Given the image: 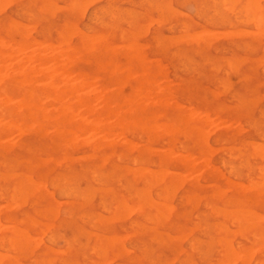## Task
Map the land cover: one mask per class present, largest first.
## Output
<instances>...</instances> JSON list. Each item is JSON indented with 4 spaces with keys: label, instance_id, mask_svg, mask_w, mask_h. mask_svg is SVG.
Segmentation results:
<instances>
[{
    "label": "rangeland",
    "instance_id": "1",
    "mask_svg": "<svg viewBox=\"0 0 264 264\" xmlns=\"http://www.w3.org/2000/svg\"><path fill=\"white\" fill-rule=\"evenodd\" d=\"M2 1L5 0H0V2ZM72 1L74 2L72 3ZM72 1L44 0L43 2V0H17V1L8 0V2L6 3L4 2V5L2 2L0 3L1 5L0 8H2V5L4 7L0 10V26L7 24L9 21H11L10 24L13 22L12 24L15 25H17V23L18 25H21L23 23L21 26H23V31L25 33L27 32L26 35L28 36V38L39 41L42 44V47L49 42L55 43L59 37H63L67 39L69 38L68 39L69 42L71 44H75L78 40V34L80 32L86 33L88 35L101 34L103 36H106V38L116 46H121L122 44L129 45L130 41L133 42V45L136 47V50L138 49L137 51L138 54L137 55L134 54L132 56V59H135V57H139V55L141 54L140 57H142V59L147 63V67L150 69V71H152V73L154 72L153 73L154 77L151 78L152 84L154 82L157 87L166 86L164 87L166 90L165 91L166 96L161 97L160 94L155 93L157 95L155 98L154 93L148 94V100L149 99L153 101L158 100L159 102L161 101L160 98H162L164 102L168 101L166 102L167 104H165V109L163 111V113L165 114L163 115L166 116V118L164 116H161V119L171 120V119H176L177 116L181 113L184 114L191 113L192 117L194 116V118L195 117L202 118L205 119V121L207 119L206 123H204V125H201V129L204 131L203 132L201 130L202 134L204 133L207 136L203 135L202 139L198 140L196 139L197 137L194 135H188L184 133V137H182L183 136L181 135L182 133L178 132L172 136L175 137L174 139L172 138L173 140L171 141L170 144L169 142H167L168 137L166 136H165L166 138L162 136L159 137L154 136V139L152 140L151 138L153 136L149 135L150 138L148 136L146 139L143 133L139 131H135L125 136L126 139H130L131 143L134 141L133 142L134 144L133 143L132 144L136 147L132 146V149L128 148L127 146H125L124 143H122L124 142L125 138L121 139L122 137L121 135L115 134L108 136L107 145L101 147L96 152H91L89 150L90 148L88 147V145L85 144H77L75 146L66 147V148H64L65 146L57 147L55 140L52 139L50 136L39 135L36 132H34L32 129H27L28 131V132L26 131L27 134L23 133L25 130L21 134H17L16 131H3L4 133H1L0 135V143L7 144L8 142L9 146L6 149L0 148V184H1L0 197L2 196L0 198V231H1L0 236L1 235L3 236V238L0 237V254L3 253L2 255H5L7 257H0V264H7V263L13 264L14 262H15L14 264H64V261H66L67 264H84V263L87 264L89 262H90L89 264H96V263L102 264V260L104 261V259L105 261L103 262V264H132V263L135 264V262L136 264H142V263L143 264H147V263L177 264L178 262H179L178 264H209V263L228 264L229 260H230L229 264L231 263L258 264L254 262H259V261L260 262L262 261V263L259 262V264H264V255H263L264 254V228H263L264 226V193H263L264 157H261L263 156L262 152H264V121H263L264 100H262L264 99V57H263L264 56V19H263L264 0H252V1L249 0L250 3L248 0H231V1L226 0L224 1L225 3L221 2L222 0H89L91 3L88 0H76L78 3H80V1L83 2V4H80L83 6L78 5L77 2H75V0ZM244 1L245 3L248 1V4H251L252 2V4L255 5V7H253L252 4L251 6L248 7V4L247 3L245 4ZM229 2L232 3V6H230L231 4H229ZM54 3L55 5H53ZM46 4L49 8H51V12L49 8L46 9L45 7ZM70 4L71 5L74 4V5L71 6ZM246 5L247 8L246 7L245 8L247 10L245 12L243 6ZM64 7L65 8L67 7V9H64ZM158 9L159 11L160 10L161 11L160 12L157 11ZM52 10L54 12H52ZM111 13H112V17H110ZM160 14H162V18L161 16L159 17ZM242 14H244L245 16H242ZM94 15H96V17ZM163 16L164 17L166 16V20ZM260 16H262V18H260ZM245 18L247 19V21L244 20ZM257 18H259V21H257L258 20ZM255 19H257L256 22ZM238 20L241 21L238 22ZM258 22L261 24H258ZM255 23H257V26L254 25ZM24 24L26 27L24 26ZM74 29L76 31H73ZM239 29H241V31ZM231 30L234 33L240 31L242 34L237 36L240 32L236 33L237 35H235L234 33L229 32ZM245 30L246 32L249 31L250 33L248 34L245 33ZM251 31L253 34H251ZM195 32H196V36H194ZM202 32L206 34L209 33V35L207 36ZM247 35L251 37H248ZM120 36L122 38H120ZM181 36L182 39H180ZM6 39L7 38L4 34H0V41L3 40L0 43L5 42ZM41 44L39 45L41 46ZM21 49H23V51L26 52L30 51V48L27 49L21 48ZM44 52L46 51L40 49L39 53L44 57V59H46V61L48 60L49 56H52L54 53L53 51H52L53 53L51 51L50 52L47 51L46 52V54L48 55L47 56L46 54H43ZM21 53H23L22 50ZM17 54L16 57L17 59L19 58L18 59L19 61L21 59L22 54L21 55L20 53L18 55ZM112 57L113 58L111 60H113V62H120L124 59L122 55H115ZM239 57H242V59L243 58L246 59L240 60ZM230 58L232 61L230 60ZM261 58L263 60H261ZM14 60L17 62L16 59ZM235 62L237 63L239 62V64L237 65V63L235 64ZM21 63L20 65L24 66L25 68H30L34 66V63L32 61L21 62ZM224 63L227 66H225ZM50 64L51 63L49 60L46 63L44 61L42 64H40V67L42 65L41 68L47 69L51 67ZM99 65L100 64L97 63L96 66L95 63L91 61H87L85 58H81L80 61L77 60L74 62L72 66V71L74 72L71 74L69 73L70 77L73 82L77 83L79 80L74 76V73L76 71H81L88 75L90 74L89 76H93L96 79L98 78L100 83L106 85L108 88H112L114 78L108 77L105 71L106 68H102V66ZM8 67L9 66H7V68ZM16 69L17 68L13 69V67H9L8 70L15 72ZM247 69H250L251 71L248 72L246 71ZM8 70H6L5 68L6 73L8 72ZM19 70L22 69L19 68ZM254 71L256 74L254 73ZM252 74L254 75L252 76ZM241 75L243 76L241 77ZM224 78L228 80L225 81ZM128 81L131 80H129L128 78ZM42 82L47 85L48 83L49 85L52 84V81L49 78L46 79L43 78ZM55 87L60 88V86L57 84L55 85ZM84 89L85 88H82L81 91L84 93L86 92V94H88V92L91 91L90 88H86L85 90ZM136 89L139 90V87ZM136 89L134 91L138 93ZM124 90L126 92L130 91V86L127 83L126 85H124ZM165 97L166 98L168 97L167 100L165 99ZM168 103L172 105L170 104L168 105ZM210 103L215 106L211 105ZM179 104H181L183 107L182 108L178 107ZM175 105L177 106V108ZM45 107L44 109L48 110V107L46 108ZM170 113H174V114H170ZM1 116L2 115H0V119H2L3 121L4 115L3 118H1ZM109 121L112 123L115 120L114 118L112 119L110 117V119L108 118V122ZM225 126L227 127V130L229 129L228 131L226 130ZM239 127H241L240 129L243 130L244 132L241 131ZM46 129L47 132H50L53 131L54 128L46 127ZM225 131L227 132L224 133L223 135V132ZM137 135L139 136V139H141V141L138 139ZM83 136L86 137L88 135L86 133L83 134L81 137ZM259 137L261 140L258 139ZM222 140H224L223 143H221ZM251 141L252 143H250ZM119 142H121L123 145ZM255 142L263 145L262 146L260 144H259L260 146L256 145ZM117 143H119V145ZM139 143L142 144L140 145ZM207 144L212 149L208 147ZM138 145L139 147L137 148ZM219 146L225 148L220 149ZM229 146L230 148L228 149ZM250 146L252 147L255 146L253 149H255L256 146H258V148H256L257 150L256 149L255 150L256 153L258 152L260 153L259 155L260 158H258L257 154L255 155V150L252 149L254 153L251 151ZM143 147H147L148 150L145 152H138V149L140 150ZM176 147L179 149V151L176 149ZM232 147H234L235 149ZM134 148L135 149L137 148L136 149L137 153ZM151 149L153 151L157 150L158 152L155 151L153 152L151 151ZM200 149L201 150L203 149L204 152L206 153L205 154V159L207 160L205 163L206 168L204 167L201 168L203 162L200 160H203L204 156L202 157V154L196 153L199 152ZM210 150L213 153L210 152L209 154ZM225 150L227 151L230 150V152H227ZM167 152L173 154V156L171 157L174 160L167 154ZM185 152H187V154ZM250 152L252 157H250ZM87 153L89 154L88 156H86ZM163 154H167L168 157ZM78 156H80V158ZM116 156L118 159L116 158ZM157 156L160 158L158 159ZM232 156H236L235 159L234 157L231 158ZM61 157L65 158V161L63 158L61 159ZM177 157L179 158V160ZM183 157L184 158L194 157L196 166L190 169H186L185 166L183 165V161L181 160V158ZM115 158L117 160H115ZM29 159H32L33 161ZM40 159L41 160L43 159L44 161L42 160L43 162L42 161L40 162ZM157 160L158 161L160 160L159 163L157 162ZM216 161L218 162L216 163ZM62 162L65 163L63 164ZM132 162L135 163L132 164ZM199 162H201V164ZM150 163L151 164L153 163V165L150 166ZM157 164H160L158 165L159 168ZM230 165L233 166L231 167ZM136 166H139L138 167L139 169ZM128 167L130 168L128 169ZM143 167L146 168L148 167L147 169L146 168L145 169L149 171L151 177L150 174L148 175L147 173L148 171H146ZM257 167H259V170H261L263 174L261 172L260 173L258 172L259 170H257ZM131 168L135 169V171L131 170ZM164 168L167 169L168 171H171L170 172L171 176L169 175L168 171H166L167 174H165ZM197 168H200V170ZM247 168L249 169V171ZM89 169L95 170V173H93L94 172L93 170H89ZM137 169L139 171L140 170L141 171L145 170V171L142 172L138 171L139 173H137L136 172ZM149 169H151L152 171ZM193 169H197L196 172H194L195 170ZM229 169H231V171ZM126 170L128 171L126 172ZM181 170L182 171L186 170L187 172L184 171L183 173ZM132 171L136 173L134 174ZM220 171L222 172L221 174ZM97 172L100 174V176ZM159 172H163L164 175L161 176V173L158 174ZM174 172L179 176L174 174ZM188 172L189 174L187 175ZM226 172L228 173L226 174ZM12 173H16V176L14 175L12 176L11 175ZM156 173L157 175H155ZM179 173L183 174L184 177ZM243 173H246V175H244ZM20 174H27L30 176V179L32 180L33 184L34 182H36L35 186L33 185L34 186L33 188L36 191H34L33 189V191H31L33 193L31 194L29 193V195L22 194L23 195L22 198L25 197L24 200L22 198H21L22 200L19 199L21 197V194H19L18 191L19 186L17 187V185H19L17 178ZM260 175L263 177L262 178L260 177V181H259ZM56 176L58 178H56ZM154 176L159 178H156ZM173 176H175V178H177L178 176L177 181L179 185H181L178 188H177L178 185L176 184L177 181L176 179H173L174 178ZM186 176H189V178ZM153 178L156 179L154 180ZM210 178H214V179H210ZM250 178L253 181L255 180L259 181V182L255 181V185L252 186L254 189H252L251 185H249L253 183V181H250ZM90 179L91 180L94 179L95 181L96 180L97 181L95 183L94 180L93 182ZM229 179L232 180L233 182L229 181ZM56 180L57 183H54ZM99 180L100 182L101 181L102 182L99 183ZM145 181H147L148 183H146ZM224 181H226V183L229 182L227 184L230 185H227ZM118 182L119 185H115ZM160 182H164V183H160ZM170 182L171 183L174 182L175 187H171L172 184ZM193 182H196V184H193ZM235 182H237L236 183L237 185L235 184ZM256 182H258L257 183L258 185L256 184ZM231 183L235 184L237 187L235 186L234 188L233 184ZM239 183H242L243 185H246L248 183L247 188L250 187L248 189L251 190H246L247 188L241 186L242 184ZM206 184L209 186H207ZM50 185L52 188L50 187ZM12 186L14 189L11 188ZM168 186H170V188H175V190L173 191V189H171L172 191L171 192L170 189H168L169 188ZM71 187H73L72 191H70ZM157 187L159 188L156 189ZM98 188L100 189V191ZM12 189L16 191L14 192L12 191ZM66 189L68 190L67 193H66L67 191ZM135 189L136 191L134 192ZM259 189L260 191L258 192ZM57 191L58 193H60V196L58 195ZM101 191H103V193ZM169 191L171 194H173L172 196L170 195ZM215 191H217L218 195L217 193L215 194ZM98 193L101 195V197H98L100 196L97 195ZM157 193L158 196H162L164 194L166 200L165 201L163 200V202L166 203V205L163 202H158V201H162V198L164 196L158 198L156 196ZM165 193L166 194L168 193L167 194L168 197L166 196ZM212 193L213 195H211ZM40 194H42V196L45 195L43 197L41 196V198L43 199L40 198ZM85 194L88 197L87 201ZM137 194H139V199L137 198L138 197ZM11 195H14L15 197H12ZM246 195L248 200L244 199ZM16 196H18V198ZM82 196H85V198ZM165 197L163 199H165ZM233 197H234L233 200L230 199ZM9 198L12 199L9 200ZM13 198L16 200H14ZM187 198H189L190 200ZM97 199H99L100 201ZM127 199L129 200L127 201ZM75 200L76 203H74ZM187 200H189L188 204H187ZM194 200L196 204H194ZM23 201H25V203ZM31 201L33 202V204L34 203L35 204L33 205ZM98 201L101 202L100 203L101 205L99 204ZM64 202H68V203L65 205ZM95 202L97 203V206L99 205L100 207L99 206L97 207ZM121 202H122V206L124 207L119 205V203L121 204ZM219 202H223L224 205L222 206L221 204H219ZM136 203H142L143 205L141 206L140 204L136 205ZM160 203H162V207ZM200 203L204 205H201ZM13 205L15 207L18 206L16 207V210ZM129 205L131 206L132 210L134 209L133 212L128 207ZM168 205L170 207H168ZM208 205L212 208V210L213 208L215 209V211L218 208H220L221 210L219 209L218 210L219 213L216 212L217 213L216 214L214 210L209 211L210 207H208ZM120 206L122 208H120ZM137 206L138 207L140 206L141 209L140 208L138 209L142 210V212L137 209ZM163 206H165L167 209L166 208L164 209ZM205 206L208 208H206ZM101 207H103V209H101ZM112 207L114 208L116 207L114 212H113L114 209ZM119 208L121 210H119ZM223 208L227 210H224ZM243 208L247 209V211L251 209V212L250 211L247 212ZM50 209H53L54 211L51 212L52 210ZM99 209H101L102 211ZM230 210L233 213L230 212ZM253 210L257 214L256 216ZM104 211H107L108 213H105ZM127 211H129L128 212L129 214H127ZM242 211H244L243 214ZM112 212L114 213L113 214L114 218L112 217L113 215H111ZM124 212L125 214H127V216L126 215L124 216ZM146 213H148V215ZM154 213L155 216L153 215ZM4 214H7L12 219L6 220L3 217ZM98 214L99 217L101 218L102 216H104L105 221L104 218L100 219L98 217ZM221 214L222 215L225 214V216L223 215L224 217H221L222 216ZM230 214H234V216ZM244 214L245 216L246 215L250 216V218L251 215L254 216L252 217V221H254L253 224L250 219L249 220L246 219L247 222L245 221V218H243ZM260 214L263 215V220L261 219L262 215ZM79 215H81L82 217H80ZM139 215L141 217H139ZM146 215L149 220L145 218ZM209 215L216 219H213L212 217L211 219ZM115 216L116 219L120 216V219L118 218L117 221H115L116 220ZM27 217H31L30 219L34 221L33 227L28 225L27 220L29 218ZM143 217L147 220V222H145V219L142 220ZM231 218L233 220H231ZM253 218L254 219L256 218V220L257 219H261V220L260 221L258 220L256 222V220H253ZM80 219L82 221L84 220V222H82ZM93 220L96 221L94 222ZM98 220H100L99 223H97ZM236 220L237 223L235 222ZM230 221L232 222V224ZM249 221L251 222V224ZM191 222H193L194 224ZM238 222L241 224H239ZM50 223L52 229L51 226L49 225ZM91 223L93 227L90 225ZM219 223H221L223 226ZM244 224H246V227ZM36 225H38V227ZM39 225H40V230L42 229V231H47V232L42 233V231L39 230ZM43 225H45V227L50 226V228L48 227L49 230L47 227H46L47 229H44L45 227H43ZM118 225L120 228L118 227ZM213 225H215L216 227L218 226L219 229L224 227L226 230L224 228H223L224 231L221 229L218 230L216 227L214 228ZM237 225L240 228L244 225L245 229L242 230V232L241 230L239 232L240 228L239 227L237 228L236 227ZM250 225L253 226L251 227ZM128 226H130L131 228H128ZM11 227L14 228L12 229ZM1 228L3 229L1 230ZM235 228H237V230ZM246 228L248 229L246 230ZM14 229H21L25 231L27 235L29 234L28 235L29 237L26 240V242L19 247L18 246L15 247V245H12V243L9 242L11 237L12 240L16 238ZM232 230L234 234L231 233ZM234 230H236V233L234 232ZM35 231L37 233H35ZM252 231L254 235V236L252 235L253 238L249 236ZM200 232L201 233L203 232L202 235ZM181 233L186 234L185 237L187 240L186 244H185V238L183 239L185 235H183L182 237ZM198 233L200 234L198 235ZM238 233H242L241 234L242 236L240 237ZM123 234H125L124 236H126L125 239L122 236ZM178 235L181 236L182 240L181 238L178 237ZM203 235L206 236L204 237ZM8 236H10V239L9 238L7 239ZM35 236L41 238L42 242L40 239L35 238ZM151 236L153 238H151L150 240ZM255 236H257L258 239H261L262 237V240L261 241L257 240ZM245 237L247 240L245 239ZM222 238H225V241ZM216 239L218 240L221 239L220 243L216 242ZM7 240L9 243L7 242ZM129 240H131L132 243L129 242ZM252 242L255 243L252 244ZM187 243L190 246L192 245L193 247L188 246ZM10 244L11 246H13V248L10 246ZM140 244H142L141 247L139 246ZM160 244L161 247H159ZM1 245L3 248L1 247ZM256 245L257 247L253 249L252 247ZM259 245L262 246L263 248L260 247ZM114 246L116 247L114 248ZM117 246L120 247L117 248ZM143 247L145 248L143 249ZM231 247L234 249L235 255H232L233 253L230 254L231 252H233ZM240 247L243 248L240 249ZM16 248L18 249L21 248L22 250L19 249L18 251V249ZM209 248L211 250H208ZM103 249L105 250L104 252ZM91 250L94 252H92ZM98 250L99 251L101 250L102 252H99ZM131 250L132 252H130ZM242 250H244L245 256H242V254H244ZM245 250L247 254L250 252L252 256L251 254L247 255ZM253 250H255L254 253ZM43 251L44 253L45 252L49 253L50 251L53 252L52 254L51 253L44 254ZM55 251L58 253L56 254ZM96 251L98 252L95 253ZM109 251L113 253H110ZM115 252L118 253L116 254ZM239 252L241 253V257ZM256 252L258 255L256 254ZM60 253L61 255L59 256ZM62 253L64 255H62ZM126 253H128L129 255L132 254L131 256H134V260H133L134 262H132L133 258L131 259V256H130V260H128L129 257L128 254ZM139 253L142 256L139 255ZM111 254H114L112 255L113 257L111 256ZM95 255L98 256V258L95 257ZM8 256L10 258H8ZM109 256L111 257V259L109 258ZM231 256H234V258L236 259L234 260V258L233 257L231 258ZM41 257L44 258L46 257V258L44 260V258ZM197 258L199 260H197ZM8 259L10 261H8ZM238 259L241 260V263L239 262L240 260ZM247 259L249 261H246ZM226 260L228 262H226ZM50 261L51 263H49ZM81 261H83L84 263Z\"/></svg>",
    "mask_w": 264,
    "mask_h": 264
},
{
    "label": "bare ground",
    "instance_id": "2",
    "mask_svg": "<svg viewBox=\"0 0 264 264\" xmlns=\"http://www.w3.org/2000/svg\"><path fill=\"white\" fill-rule=\"evenodd\" d=\"M6 1V0H5ZM5 1H2L3 2V5H4V2ZM14 1V0H13ZM17 1V0H16ZM72 1V0H71ZM89 1V0H88ZM224 1H226V0H222L221 2H224ZM231 1V0H230ZM249 1V0H248ZM248 1L246 2L247 4H248ZM252 1V0H251ZM2 2H0V3H2ZM6 2H8V0L6 1ZM5 2V3H6ZM20 2V1H19ZM22 2V1H21ZM43 2H44V0H43ZM74 1H72V3H73ZM75 2H77L76 0H75ZM90 2V1H89ZM146 2V1H145ZM50 3V2H49ZM49 3H47V4H49ZM85 3V2H84ZM91 3V2H90ZM148 3V2H147ZM225 3V2H224ZM244 3H245V1H244ZM245 3V4H246ZM249 3H250V1H249ZM254 3V2H253ZM47 4L45 5V7H46V9L47 8H49L48 6H47ZM52 4V3H51ZM77 4L78 5H80V4H83V2H81L80 1V3H78L77 2ZM229 4H231L230 6H232V3H230L229 2ZM251 4H252V2H251ZM251 4H248V7L249 6H251ZM256 4V3H255ZM2 5V8L4 7ZM53 5H55V3L53 4ZM71 5V4H70ZM74 5V4H73ZM73 5H71V6H73ZM150 5V4H149ZM253 5V4H252ZM6 6H7V4H6ZM80 6H83V5H80ZM202 6V5H201ZM0 7H1V5H0ZM25 7V6H24ZM88 7V6H87ZM244 7V11L246 12V8H247V5L246 6H243ZM246 7V8H245ZM253 7H255V5H253ZM2 8H0V10L2 9ZM260 8V7H259ZM50 9V12H51V8H49ZM48 9V10H49ZM53 9V8H52ZM64 9H67V7L65 8L64 7ZM239 9V8H238ZM47 10V11H48ZM212 10V9H211ZM71 11V10H70ZM82 11V10H81ZM100 11V10H99ZM157 11H159V9L157 10ZM161 11V10H160ZM159 11V12H160ZM52 12H54L53 10H52ZM67 13H68V11H67ZM232 13V12H231ZM234 13V12H233ZM28 14H30V13H28ZM48 14H49V12H48ZM159 14V13H158ZM167 15V14H166ZM261 15V14H260ZM82 16V15H81ZM95 17H96V15H94ZM130 16V15H129ZM161 16V18H162V14H160L159 15V17ZM242 16H245L244 14H242ZM80 17V16H79ZM110 17H112V13L110 14ZM164 17V16H163ZM248 17V16H247ZM246 17V18H247ZM258 17H259V14H258ZM74 18V17H73ZM92 18H94V17H92ZM165 18V20H166V16L164 17ZM244 19V20H246L247 21V19ZM260 18H262V16H260ZM96 19V18H95ZM109 19V18H108ZM258 19V20H257ZM257 19H255V22H256V20L257 21H259V18H257ZM264 19V18H263ZM156 20V19H155ZM158 20V19H157ZM161 20V19H160ZM159 20V21H160ZM242 20V19H241ZM241 20H238V22L239 21H241ZM249 20H252V19H249ZM246 21H245V23H246ZM260 21H261V19H260ZM10 22L11 21H9L7 24H4V25H2V26H0V34H4L5 36H6V41L5 42H2V43H0V115H2L1 116V118H3V115H4V118H3V121H2V119H0V121L2 122H0V135H1V133H4L3 131H16V133L17 134H21L24 130V134L26 133V131H27V129H32L34 132H36L37 134H39V135H48V136H50L52 139H54L55 140V143L57 144V147L58 146H65L64 148H66V147H72V146H75V145H77V144H85V145H88V147L90 148L89 150L91 151V152H96V151H98L101 147H103V146H105V145H107V143H108V141H107V138H108V136H110V135H121L122 137H121V139L123 138H125V136L126 135H129V134H131V133H133V132H135V131H139V132H141V133H143L144 134V136H145V138L147 139V137L150 135V136H153L151 139L153 140L154 139V136H162V137H164V138H166V137H168V141L167 142H169L170 144H171V141L174 139V137H172L175 133H178V132H180V133H182L181 135H183L182 137H184V133L185 134H188V135H194V136H196L197 138L196 139H198V140H200V139H202V136L204 135H206V134H202V129H201V125H204V123H206V121H207V119H206V121H205V119H202V118H194V116L192 117V115H191V113L189 114V113H186V114H184V113H181V114H179L178 116H177V118L176 119H171V120H162L161 119V116H164L165 114L163 113V111H164V109H165V104H167L166 102H168V101H166L167 100V98L169 97L168 95V97L166 98L165 97V101L166 102H164L163 101V99L162 98H160L161 99V101H159L158 102V100L157 101H153V100H148V94H151V93H156V94H160L161 95V97L162 96H166L165 95V88L164 87H166V86H163V87H161V86H156L155 85V83L153 82V84H152V81H151V78H153L154 76V72L152 73V71H150V69L147 67V63L142 59V57H140V55H139V57H135V59H132V56L134 55V54H138L137 53V51H138V49L136 50V47L133 45V42H131L130 41V44L129 45H126V44H122L121 46H116V45H114L113 43H111L107 38H106V36H103V35H101V34H90V35H88V34H86V33H83V32H80L79 34H78V40H77V42L75 43V44H71L70 42H69V38L67 39V38H63V37H59L58 38V40L55 42V43H44L45 45L42 47V44L39 42V41H37V40H34V39H31V38H28V36L26 35V33L23 31V26H21V25H18V23H17V25H15V24H10ZM95 22V21H94ZM161 22V21H160ZM249 22V21H248ZM254 23V22H253ZM96 24V23H95ZM258 24H261V23H259L258 22ZM31 25H33V24H31ZM145 25V24H144ZM184 25V24H183ZM255 26H257V23H255L254 24ZM24 26H25V24H24ZM147 26H148V24H147ZM26 27V26H25ZM71 27V26H70ZM60 28V27H59ZM73 28V27H72ZM260 28H261V26H260ZM70 29V28H69ZM240 31H241V29H239ZM68 31V30H67ZM73 31H76L75 29L73 30ZM89 31V30H88ZM205 31V30H204ZM239 31V32H240ZM244 31V30H243ZM242 31V32H243ZM200 32V31H199ZM206 32V31H205ZM229 32H231V33H234V32H232V30L231 31H229ZM239 32H235L234 34L235 35H237L236 33H239ZM263 32V31H262ZM202 33H204V32H202ZM217 33V32H216ZM224 33V32H223ZM227 33V32H226ZM231 33H230V35H231ZM245 33H250L249 31L248 32H246V30H245ZM258 33H260V32H258ZM204 34H206V33H204ZM204 34H202V35H204ZM213 34V33H212ZM240 34H242L241 32L237 35V36H239ZM244 34V33H243ZM251 34H253L252 33V31H251ZM255 34V33H254ZM257 34V33H256ZM262 34V33H261ZM181 35V34H180ZM200 35V34H199ZM198 35V36H199ZM207 36L209 35V33L208 34H206ZM205 35V36H206ZM214 35V34H213ZM234 35V36H235ZM72 36V35H71ZM194 36H196V32H195V34H194ZM224 36V35H223ZM248 36V35H247ZM210 37H212V36H210ZM248 37H251V36H248ZM74 38H75V36H74ZM120 38H122L121 36H120ZM200 38V37H199ZM229 38V37H228ZM1 39H3V38H1ZM171 39V38H170ZM180 39H182V36H181V38ZM211 39V38H210ZM249 39H251V38H249ZM173 40V39H172ZM175 40V39H174ZM178 40V39H177ZM202 40V39H201ZM1 41H3V40H1ZM0 41V42H1ZM129 42V41H128ZM202 42V41H201ZM127 43V42H126ZM132 43V44H131ZM39 44H41V46L39 45ZM128 44V43H127ZM137 45V44H136ZM21 48H25V49H27V48H30V51L29 52H26V51H23V49H21ZM40 49H43V51H53L52 53H53V55L52 56H49V58H48V60L50 61V68H47V69H43V68H41L42 67V65H41V67H40V64H42L44 61H45V63L46 62H48V60L46 61V59H44V57L42 56V55H40ZM21 50H22V52L23 53H21ZM55 50V51H54ZM42 51V50H41ZM46 52H44L43 54H46ZM19 54L20 53V55L22 54V56H21V59L18 61V59H17V57H16V54ZM140 53V52H139ZM17 54V55H18ZM47 55V54H46ZM45 55V56H46ZM115 55H122V57H124V59L122 60V61H120V62H113V60H111L113 57L112 56H115ZM48 56V55H47ZM16 57V58H15ZM119 57H121V56H119ZM118 57V58H119ZM231 57V56H230ZM236 57V56H235ZM264 57V56H263ZM81 58H85L87 61H91V62H93V63H95L96 64V66H97V63H99L100 65L99 66H102V68H106V74H107V76L108 77H110V78H114L113 80V86H112V88H108L106 85H103L102 83H100L99 82V79L97 78H94L93 76H89L88 74H86V73H84V72H81V71H76L75 73H74V76L76 77V78H78V82L77 83H75V82H73L72 81V79H71V77H70V74L71 73H73L74 71H72V66H73V64H74V62L75 61H80V59ZM116 58V57H115ZM184 58V57H183ZM227 58V57H226ZM240 58V60H243V59H246V58H243L242 59V57H239ZM14 59H16L17 60V62L14 60ZM238 59V58H237ZM249 59V58H248ZM259 59V58H258ZM84 60V59H83ZM119 60V59H118ZM229 60V59H228ZM230 60H231V58H230ZM234 60H236V59H234ZM251 60V59H250ZM249 60V61H250ZM260 60V59H259ZM261 60H263L262 58H261ZM15 61V62H14ZM27 61H32L33 63H34V66H32V67H30V68H25L24 66H21L20 65V63L21 62H27ZM227 61V60H226ZM232 61V60H231ZM239 61V60H238ZM248 61V60H247ZM246 61V62H247ZM148 62V61H147ZM246 62H244V63H246ZM251 62V61H250ZM249 62V63H250ZM149 63V62H148ZM237 62H235V64H236ZM242 63V62H241ZM248 63V64H249ZM22 64V63H21ZM225 64V63H224ZM239 64V62L237 63V65ZM243 64V63H242ZM261 64V63H260ZM25 65H26V63H25ZM32 65V64H31ZM245 65V64H244ZM243 65V66H244ZM253 65V64H252ZM257 65V64H256ZM7 66H9V67H13V69H15V68H17L16 69V71L14 72H12L11 70H8L9 69V67L7 68ZM225 66H227L226 64H225ZM241 66V65H240ZM247 66V65H246ZM250 66V65H249ZM254 66V65H253ZM215 67V66H214ZM214 67H213V69H214ZM263 67V66H262ZM5 68H6V70H8V72L6 73V71H5ZM19 68L20 69H22V70H19ZM223 68H224V66H223ZM233 68V67H232ZM247 68V67H246ZM257 68V67H256ZM256 68H255V70H256ZM210 69V68H209ZM237 69V68H236ZM261 69V68H260ZM263 69V68H262ZM103 70V69H102ZM101 70V71H102ZM229 70V69H228ZM243 70V69H242ZM9 71H11V72H9ZM100 71V70H99ZM155 71V70H154ZM157 71V70H156ZM227 71V70H226ZM244 71V70H243ZM246 71H251L250 69H247ZM234 72V71H233ZM70 73V74H69ZM105 73V72H104ZM229 73V72H228ZM236 73V72H235ZM251 73V72H250ZM254 73H255V71H254ZM256 74V73H255ZM73 75V74H72ZM254 74H252V76H253ZM243 75H241V77H242ZM255 77V76H254ZM257 77V76H256ZM43 78H49L51 81H52V84H50L49 85V83H48V85L47 84H44L43 82H42V79ZM128 78H129V80H131V81H128ZM236 78V77H235ZM239 78V77H238ZM253 78V77H252ZM166 79V78H165ZM225 79V78H224ZM153 80V79H152ZM167 80V79H166ZM226 80H228V79H225V81ZM238 80V79H237ZM240 80V79H239ZM48 81V80H47ZM46 82V81H45ZM156 82V81H155ZM228 82V81H227ZM234 82H236V81H234ZM126 83L130 86V91H125L124 90V85H126ZM59 85L60 86V88H56L55 87V85ZM112 84V83H111ZM163 84V83H162ZM231 86V85H230ZM229 86V87H230ZM233 86V85H232ZM139 87V90H137L136 88H138ZM82 88H90L91 89V91L90 92H88V94H86V92L84 93V92H82L81 90H82ZM177 88V87H176ZM84 89V90H85ZM89 89V90H90ZM137 90L138 91V93H136L134 90ZM141 89V90H140ZM173 89V88H172ZM229 89V88H228ZM153 91H156V92H153ZM170 91V90H169ZM211 91V90H210ZM225 91H227V90H225ZM172 92H174V91H172ZM155 94V98H156V95ZM166 94H167V92H166ZM216 94V93H215ZM233 94V93H232ZM159 95V96H160ZM208 95H209V93H208ZM154 96V95H153ZM158 96V97H159ZM171 97V96H170ZM233 98V97H232ZM220 99V98H219ZM15 100H16V103H15ZM170 100V99H169ZM233 100H235V99H233ZM262 100H264V99H262ZM238 101V100H237ZM239 101H241V100H239ZM14 102V103H13ZM173 102V101H172ZM228 102H230V101H228ZM174 103H175V101H174ZM177 103V102H176ZM239 103H241V102H239ZM170 103H168V105H169ZM211 104V103H210ZM234 104V103H233ZM170 105H172V104H170ZM179 105H181V104H179ZM178 105V107H183L182 105L181 106H179ZM206 105V104H205ZM211 105H213V104H211ZM48 107V110L47 109H44V107ZM176 106V105H175ZM213 106H215V105H213ZM45 107V108H46ZM167 107V106H166ZM171 107V106H170ZM174 107V106H173ZM189 107V106H188ZM204 107V106H203ZM207 107H208V105H207ZM206 107V108H207ZM236 107V106H235ZM234 107V108H235ZM176 108H177V106H176ZM185 108V107H184ZM187 108V107H186ZM205 108V107H204ZM203 108V109H204ZM220 108V107H219ZM186 110V109H185ZM221 110V109H220ZM184 111V110H183ZM228 111V110H227ZM171 112V111H170ZM178 112H180V111H178ZM185 112V111H184ZM188 112V111H187ZM198 113V112H197ZM204 113H206V112H204ZM216 113V112H215ZM218 113V112H217ZM164 114V115H163ZM170 114H174V113H170ZM224 114H226V113H224ZM203 115V114H202ZM217 115V114H216ZM6 116H7V118H6ZM110 117L113 119L114 118V120L115 121H113L112 123L110 122H108V118L110 119ZM165 118H166V116H164ZM203 117V116H202ZM205 117V116H204ZM258 117H259V115H258ZM223 118V117H222ZM6 119V120H5ZM249 119V118H248ZM210 120V119H209ZM224 121V120H223ZM245 121V120H244ZM244 121H243V123H244ZM264 121V120H263ZM253 122H254V120H253ZM253 122H252V124H253ZM238 123H239V121H238ZM237 123V124H238ZM225 125V124H224ZM244 126V125H243ZM262 126V125H261ZM46 127H52V128H54L53 129V131H50V132H47L46 130ZM226 127V126H225ZM205 128H206V126H205ZM204 128V129H205ZM210 128V127H209ZM241 127H239V129H240ZM248 128H251V127H248ZM222 129V128H221ZM243 129V128H242ZM255 129V128H254ZM202 130V131H201ZM226 130H227V127H226ZM229 130V129H228ZM227 130V131H228ZM241 130V129H240ZM49 131V130H48ZM211 131V130H210ZM215 131V130H214ZM227 131H225V132H223V135H224V133H226ZM241 131H243V130H241ZM253 131V130H252ZM28 132V131H27ZM204 132V131H203ZM244 132V131H243ZM87 133V135L88 136H86V137H81L83 134H86ZM205 133H206V131H205ZM209 133V132H208ZM222 133V132H221ZM220 133V134H221ZM27 134V133H26ZM139 134V133H138ZM213 134V133H212ZM211 134V135H212ZM255 134V133H254ZM214 135V134H213ZM31 136V135H30ZM138 136V135H137ZM150 136H149V138H150ZM166 136V137H165ZM186 136V135H185ZM207 136V135H206ZM228 136V135H227ZM245 136H247V135H245ZM130 137V136H129ZM134 137V136H133ZM258 137V136H257ZM19 138V137H18ZM131 138H132V136H131ZM173 138V139H172ZM208 138V137H207ZM247 138V137H246ZM250 138V137H249ZM138 139H139V136H138ZM146 139H145V142H146ZM151 139H148V140H151ZM180 139V138H179ZM184 139V138H183ZM204 139V138H203ZM206 139V138H205ZM224 139V138H223ZM258 139H260V137L258 138ZM5 140V139H4ZM112 140V139H111ZM110 140V141H111ZM118 140V139H117ZM140 141H141V139H139ZM147 140V141H148ZM178 140V139H177ZM197 140V141H198ZM261 140V139H260ZM263 140V139H262ZM18 141V140H17ZM123 141V140H122ZM165 141H166V139H165ZM181 141H182V139H181ZM202 141H204V140H202ZM223 141L224 140H222L221 141V143H223ZM1 142H2V140H1ZM22 142V141H21ZM52 142V141H51ZM114 142V141H113ZM113 142H111V143H113ZM134 142V141H133ZM132 142V143H133ZM163 142V141H162ZM175 142V141H174ZM189 142H191V141H189ZM119 143H121V142H119ZM119 143H117L118 145H119ZM122 143H124L125 144V146H127L128 148H131L132 149V146H134L132 143H131V141H130V139H124V142H122ZM121 143V144H122ZM180 143V142H179ZM227 143V142H226ZM250 143H252V141L250 142ZM256 143V142H255ZM254 143V144H255ZM138 144V143H137ZM140 144V143H139ZM142 144V143H141ZM140 144V145H141ZM260 144V143H259ZM258 143H256V145H259ZM123 145V144H122ZM178 145V144H177ZM182 145V144H181ZM253 145V144H252ZM261 145V144H260ZM259 145V146H260ZM263 145V144H262ZM261 145V146H262ZM8 146H9V144H8V142H7V144L5 143H0V148H2V149H6V148H8ZM11 146V145H10ZM14 146V145H13ZM56 146V145H55ZM121 146V145H120ZM207 146L208 147H210L208 144H207ZM88 147H87V149H88ZM124 147V146H123ZM126 147V148H127ZM134 147H136V146H134ZM139 147V145L137 146V148ZM149 147V146H148ZM206 147V146H205ZM251 147V151H252V149L255 147H252V146H250ZM18 148V147H17ZM136 148V149H137ZM152 148H154V147H152ZM202 148V147H201ZM211 148V147H210ZM209 148V149H210ZM219 148L220 149H223V148H225V147H223L222 148V146H219ZM230 148V146L228 147V149ZM232 148H234V147H232ZM256 148H258V146H256ZM255 148V149H256ZM263 148V147H262ZM70 149V148H69ZM135 149V148H134ZM136 149H135V151H136ZM176 149L179 151V149L176 147ZM182 149H183V146H182ZM212 149V148H211ZM235 149V148H234ZM255 149H253V150H255ZM261 149V148H260ZM148 149H147V147H143L142 149H138V152H145V151H147ZM169 150H170V148H169ZM168 150V151H169ZM208 150V149H207ZM219 150V149H218ZM231 150V149H230ZM230 150L229 151H227V150H225V151H227V152H230ZM257 150V149H256ZM256 150H255V155L257 154L258 155V158H260L259 157V155H260V153L258 152V153H256ZM262 150V149H261ZM37 151V150H36ZM65 151H67V150H65ZM71 151V150H70ZM69 151V152H70ZM151 151H153L152 149H151ZM151 151H149V152H151ZM155 152H158L157 150H154ZM153 151V152H154ZM199 151V150H198ZM220 151V150H219ZM79 152V151H78ZM163 152V151H162ZM210 152H211V150L209 151V154H210ZM253 152V151H252ZM262 152V151H261ZM68 153V152H67ZM77 153V152H76ZM109 153H110V151H109ZM136 153H137V151H136ZM166 153V152H165ZM178 153V152H177ZM183 153V152H182ZM186 154H187V152H185ZM196 153H198V154H202V157L204 156V158H203V160H200V161H202L203 163H202V167L201 168H206V159H205V152H204V150L202 149H200V151L199 152H196ZM211 153H213V152H211ZM254 153V152H253ZM12 154V153H11ZM47 154V153H46ZM63 154H65V153H63ZM75 154V153H74ZM121 154V153H120ZM167 154L171 157V156H173V154H171V153H168L167 152ZM167 154H163V155H166L167 157H168V155ZM197 154V155H198ZM262 154H263V156H261V157H264V152H262ZM18 155H20V154H18ZM18 155H16V156H18ZM32 155V154H31ZM89 154L87 153V155L86 156H88ZM117 155V154H116ZM178 155V154H177ZM185 155V154H184ZM212 155V154H211ZM43 156H44V154H43ZM47 156V155H46ZM50 156V155H49ZM118 156V155H117ZM117 156H116V158H117ZM175 156V155H174ZM181 156V155H180ZM200 156V155H199ZM210 156V155H209ZM208 156V157H209ZM237 156V155H236ZM236 156H232L231 158H233L234 157V159H235V157ZM42 157V156H41ZM52 157V156H51ZM79 158H80V156H78ZM82 157V156H81ZM158 157V156H157ZM169 157V158H170ZM176 157V156H175ZM174 157V158H175ZM250 157H252L251 156V152H250ZM25 158V157H24ZM23 158V159H24ZM44 158V157H43ZM63 157H61V159H62ZM115 158V160H117ZM134 158V157H133ZM160 157H158V159H159ZM172 158V157H171ZM178 158V157H177ZM177 158H176V160H177ZM60 159V160H61ZM64 159V161H65V158H63ZM124 159V158H123ZM173 159V158H172ZM205 159V160H204ZM207 159H209V158H207ZM251 159V158H250ZM255 159V158H254ZM263 159V158H262ZM19 160V159H18ZM29 160H32V159H29ZM43 160V159H42ZM41 159H40V162L42 161ZM47 160V159H46ZM45 160V161H46ZM55 160V159H54ZM59 160V159H58ZM93 160V159H92ZM174 160V159H173ZM178 160H179V158H178ZM181 160L183 161V165L185 166V168L186 169H190V168H192V167H195L196 166V162H195V158L193 157V158H181ZM232 160V159H231ZM33 161V160H32ZM31 161V162H32ZM44 161V160H43ZM42 161V162H43ZM52 161H53V159H52ZM56 161V160H55ZM54 161V162H55ZM135 161V160H134ZM160 161V160H159ZM159 161L157 160V162L159 163ZM29 162V161H28ZM35 162H37V161H35ZM48 162V161H47ZM57 162V161H56ZM69 162V161H68ZM121 162V161H120ZM198 162V161H197ZM218 161H216V163H217ZM252 162H254V161H252ZM50 163V162H49ZM63 163V162H62ZM65 163V162H64ZM63 163V164H64ZM70 163V162H69ZM135 163V162H134ZM133 162H132V164H134ZM182 163V162H181ZM181 163H180V165H181ZM200 164H201V162H199ZM198 163V164H199ZM41 164V163H40ZM48 164V163H47ZM53 164V163H52ZM78 164V163H77ZM2 165H4V164H2ZM49 165V164H48ZM66 165V164H65ZM71 165V164H70ZM79 165V164H78ZM113 165V164H112ZM151 165H153V163L151 164L150 163V166ZM158 165H160V164H157V166ZM179 165V166H180ZM224 165V164H223ZM35 166V165H34ZM43 166V165H42ZM155 166V165H154ZM198 166V165H197ZM208 166V165H207ZM231 166V165H230ZM230 166H229V168H230ZM233 166V165H232ZM231 166V167H232ZM262 166V165H261ZM16 167V166H15ZM45 167V166H44ZM47 167V166H46ZM50 167H51V165H50ZM137 168L139 167V166H136ZM136 167H135V169H136ZM178 167V166H177ZM183 167V166H182ZM239 167V166H238ZM8 168V167H7ZM48 168V167H47ZM130 167H128V169H129ZM144 169L146 168V167H143ZM148 168V167H147ZM146 168V169H147ZM157 168V167H156ZM158 168H159V166H158ZM181 168V167H180ZM262 168V167H261ZM4 169V168H3ZM6 169V168H5ZM9 169V168H8ZM126 169V168H125ZM135 169H132L131 168V170H134L135 171ZM139 169V168H138ZM136 170V172L137 173H139L140 171L139 170ZM145 169V170H146ZM155 169V168H154ZM160 169H161V167H160ZM182 169V168H181ZM197 169H199L200 170V168H197ZM197 169H193V170H195L194 172H196V170ZM248 169V168H247ZM246 169V170H247ZM54 170H55V168H54ZM65 170V169H64ZM89 170H93V169H89ZM145 170H142V171H145ZM149 170H151V169H149ZM164 170H165V174H167L166 173V171H168L167 169H165L164 168ZM163 170V171H164ZM193 170H191V171H193ZM230 171H231V169H229ZM229 170H228V172H229ZM257 170H259V167H257ZM256 170V171H257ZM48 171V170H47ZM46 171V172H47ZM63 171V170H62ZM68 171V170H67ZM94 172L93 173H95V170H93ZM128 170H126V172H127ZM134 171H132L133 173H134ZM139 171V172H138ZM141 171V172H142ZM146 171H148V170H146ZM152 171V170H151ZM150 171V172H151ZM182 171V170H181ZM184 171H186V170H184ZM184 171H182L183 173H184ZM216 171V170H215ZM248 171H249V169H248ZM247 171V172H248ZM38 172V171H37ZM45 172V173H46ZM52 172V171H51ZM70 172H71V170H70ZM92 172V171H91ZM132 172H131V174H132ZM135 172V173H136ZM169 172V175L171 176V174H170V172L171 171H168ZM187 172V171H186ZM228 172H226V174L228 173ZM259 173L261 172L262 173V171L261 170H259L258 171ZM49 173V172H48ZM63 173V172H62ZM89 173V172H88ZM98 173V172H97ZM134 173V174H135ZM148 173V175L150 174L149 173V171L147 172ZM153 173V172H152ZM161 173V176L162 175H164V173L163 172H159L158 174H160ZM178 173V172H177ZM222 172L220 171V174H221ZM263 173H264V171H263ZM262 173V174H263ZM64 174V173H63ZM90 174V173H89ZM99 174V173H98ZM143 174V173H142ZM154 174V173H153ZM174 174H176L175 172H174ZM180 174V173H179ZM189 174V172L187 173V175ZM214 174V173H213ZM217 174V173H216ZM244 175H246V173H243ZM242 174V175H243ZM261 174V175H262ZM10 175V174H9ZM12 176L14 175V176H16V173H12L11 174ZM10 175V176H11ZM33 175V174H32ZM47 175V174H46ZM155 175H157V173L155 174ZM176 175H178V174H176ZM175 175V176H176ZM180 175H183V174H180ZM196 175V174H195ZM208 175V174H207ZM223 175V174H222ZM259 176V181H260V177L262 178L263 176ZM18 176V175H17ZM73 176V175H72ZM72 176H71V178H72ZM99 176H100V174H99ZM132 176V175H131ZM135 176V175H134ZM175 176H173L174 178L173 179H176V181L178 180L177 178H178V176H177V178H175ZM210 176H211V173H210ZM5 177V176H4ZM4 177H2V178H4ZM39 177V176H38ZM41 177V176H40ZM48 177V176H47ZM49 177H51V176H49ZM97 177V176H96ZM105 177H107V176H105ZM150 177H151V174H150ZM154 177H156V176H154ZM183 177H184V175H183ZM186 177H188L189 178V176H186ZM185 177V178H186ZM192 177V176H191ZM197 177V176H196ZM216 177V176H215ZM231 177H234V176H231ZM246 177V176H245ZM258 177V176H257ZM56 178H58L57 176H56ZM90 178V177H89ZM99 178V177H98ZM133 178V177H132ZM156 178H159V177H156ZM156 178H153L154 180L156 179ZM162 178V177H161ZM180 178H182V177H180ZM219 178H220V176H219ZM18 183H19V185H17V187H18V191H19V194H21V197L19 198V199H21L22 197H23V195L22 194H27V195H29V193L31 194V193H33V192H31V191H33V187L35 186V183L36 182H34V184H33V182H32V180L30 179V176L29 175H27V174H20L19 176H18ZM16 179V180H17ZM95 179H97V178H95ZM118 179V178H117ZM145 179V178H144ZM168 179V178H167ZM166 179V180H167ZM184 179V178H183ZM210 179H214V178H210ZM263 179H264V177H263ZM49 180V179H48ZM58 180V179H57ZM57 180L54 182V183H57ZM69 180V179H68ZM91 180V179H90ZM94 180V179H93ZM93 180H91V181H93ZM147 180V179H146ZM164 180V179H163ZM190 180V179H189ZM195 180V179H194ZM246 180H248V179H246ZM262 180V179H261ZM4 181V180H3ZM6 181V180H5ZM42 181V180H41ZM50 181V180H49ZM62 181V180H61ZM95 181V180H94ZM93 181V182H94ZM97 181V180H96ZM96 181H95V183H96ZM118 181V180H117ZM144 181V180H143ZM151 181V180H150ZM159 181V180H158ZM173 181V180H172ZM183 181V180H182ZM200 181V180H199ZM229 181H232V180H230L229 179ZM250 181H253V180H251V178H250ZM255 181H258V180H255ZM255 181H253V183H251V184H249V185H251V187L252 186H254L255 185ZM258 181V182H259ZM263 181V180H262ZM2 182V181H1ZM13 182H15V181H13ZM102 182V181H101ZM100 182V180H99V183H101ZM146 183H148L147 181H145ZM190 182V181H189ZM214 182V181H213ZM225 183H226V181H224ZM223 182V183H224ZM233 182V181H232ZM258 182H256V184L258 183ZM264 182V181H263ZM45 183V182H44ZM51 183V182H50ZM69 183H71V182H69ZM160 183H164V182H160ZM171 183V182H170ZM174 182H172L171 184V187H175V183L173 184ZM218 183V182H217ZM222 183V182H221ZM220 183V184H221ZM227 183H229V182H227ZM226 183V184H227ZM237 182H235V184H236ZM249 183V182H248ZM248 183L246 184V185H243L242 183H239V184H242L241 186H244V187H246L247 188V185H248ZM64 184V183H63ZM76 184V183H75ZM144 184V183H143ZM149 184H150V182H149ZM152 184V183H151ZM177 185V188L179 187V186H181V185H179V183H178V181H177V183H176ZM193 184H196V182H193ZM193 184H192V186H193ZM231 184H233V183H231ZM235 184H233V187L235 188V186L237 185H235ZM238 184V185H239ZM253 184V185H252ZM261 184H263V183H261ZM1 185V184H0ZM34 185V186H33ZM39 185V184H38ZM42 185V184H41ZM115 185H119V182L117 183V184H115ZM174 185V186H173ZM187 185H189V184H187ZM207 185V184H206ZM211 185V184H210ZM224 185V184H223ZM227 185H230V184H227ZM258 185V184H257ZM256 185V186H257ZM53 186H54V184H53ZM142 186V185H141ZM165 186V185H164ZM207 186H209V185H207ZM206 186V187H207ZM225 186V185H224ZM241 186H240V188H241ZM38 187V186H37ZM49 187V186H48ZM50 187H51V185H50ZM49 187V188H50ZM161 187H163V186H161ZM169 188L168 189H170V191H171V189H173V191L175 190V188H170V186H168ZM211 187V186H210ZM237 187V186H236ZM11 188H13V186L11 187ZM42 188V187H41ZM44 188H45V186H44ZM52 188V187H51ZM65 188V187H64ZM72 188L73 187H71V189H70V191H72ZM121 188V187H120ZM159 187H157L156 189H158ZM245 188V189H246ZM248 188H250V187H248ZM246 189V190H251V189ZM7 189H8V187H7ZM14 189V188H13ZM12 189V191H14ZM82 189V188H81ZM99 189V188H98ZM223 189V188H222ZM237 189V188H236ZM244 189V190H245ZM252 189H254L253 187H252ZM41 190V189H40ZM47 190H49V189H47ZM46 190V191H47ZM67 190V189H66ZM86 190V189H85ZM101 190H104V189H101ZM107 190V189H106ZM184 190V189H183ZM243 190V189H242ZM16 191V190H15ZM14 191V192H15ZM34 191H36L35 189H34ZM74 191H76V190H74ZM89 191V190H88ZM99 191H100V189H99ZM136 191V189L134 190V192ZM139 191V190H138ZM170 191H169V193H170ZM222 191H225V190H222ZM229 191V190H228ZM227 191V192H228ZM260 191V189L258 190V192ZM9 192V191H8ZM41 192V191H40ZM68 192V190L66 191V193ZM87 192V191H86ZM102 193H103V191H101ZM165 192H166V190H165ZM172 192V191H171ZM220 192V191H219ZM236 192H237V190H236ZM245 192V191H244ZM262 192V191H261ZM0 193H1V190H0ZM12 193V192H11ZM45 193V192H44ZM48 193V192H47ZM52 193V192H51ZM50 193V194H51ZM56 193V192H55ZM57 193H58V191H57ZM143 193V192H142ZM153 193V192H152ZM156 193V192H155ZM217 193V191H215V194ZM221 193V192H220ZM263 193H264V191H263ZM18 194V195H19ZM49 194V193H48ZM69 194H70V192H69ZM87 194V193H86ZM85 194V195H86ZM132 194V193H131ZM134 194V193H133ZM166 194V193H165ZM168 194V193H167ZM166 194V196L168 197V195ZM187 194V193H186ZM10 195V194H9ZM34 195V194H33ZM58 195L60 196V193H58ZM67 195V194H66ZM89 195V194H88ZM97 195H100L99 193L97 194ZM138 195V199H139V194H137ZM170 195L172 196L173 194H171L170 193ZM211 195H213V193L211 194ZM217 195H218V193H217ZM12 197H15L14 195H11ZM32 196V195H31ZM38 196V195H37ZM37 196H36V198H37ZM41 196H42V194H40V198H41ZM43 196H45V195H43ZM42 196V197H43ZM51 196V195H50ZM65 196V195H64ZM118 196V195H117ZM158 198L160 197H163L164 196V194L162 195V196H158V193H157V195H156ZM184 196V195H183ZM194 196V195H193ZM192 196V197H193ZM2 197V196H1ZM0 197V198H1ZM10 197V196H9ZM17 198H18V196H16ZM34 197V196H33ZM49 197V196H48ZM82 197H84L85 198V196H82ZM98 197H101V195L100 196H98ZM165 197V196H164ZM163 197V198H164ZM177 197V196H176ZM185 197V196H184ZM188 197V196H187ZM86 201L88 200V197H87V195H86ZM156 198V197H155ZM162 198V201H158V202H163V200L165 201L166 200V197H165V199H163ZM3 199V198H2ZM10 199H12V198H9V200ZM14 199V198H13ZM19 199H18V201H19ZM23 200L25 199V197L24 198H22ZM21 199V200H22ZM41 199H43V198H41ZM180 199V198H179ZM187 199H189V198H187ZM230 199H234V197L233 198H230ZM245 200L247 199L248 200V198H247V195L245 196V198H244ZM14 200H16V199H14ZM80 200V199H79ZM84 200V199H83ZM82 200V201H83ZM97 200H99V199H97ZM129 199H127V201H128ZM154 200V199H153ZM190 200V199H189ZM189 200H187V204H188V201ZM231 200V201H232ZM6 201V200H5ZM13 201V200H12ZM29 201V200H28ZM100 201V200H99ZM98 201V202H99ZM206 201V200H205ZM222 201H223V199H222ZM226 201H228V200H226ZM11 202V201H10ZM14 202V201H13ZM16 202V201H15ZM24 203H25V201H23ZM32 202V201H31ZM36 202V201H35ZM52 202V201H51ZM62 202V201H61ZM60 202V203H61ZM72 202H73V200H72ZM71 202V203H72ZM110 202H112V201H110ZM136 202V201H135ZM138 202V201H137ZM139 202H140V200H139ZM7 203V202H6ZM68 202H64V204L66 205ZM74 203H76V200H75V202ZM101 202H99V204H100ZM164 203V202H163ZM176 203V202H175ZM28 204H29V202H28ZM31 204V203H30ZM32 204H33V202H32ZM35 204V203H34ZM33 204V205H34ZM49 204V203H48ZM63 204V205H64ZM70 204V203H69ZM95 204H96V206H97V203L95 202ZM103 204V203H102ZM139 205L140 204V206L141 205H143L142 203H136V205ZM161 204V207H162V203H160ZM165 205H166V203H164ZM163 204V205H164ZM167 204H169V203H167ZM186 204V203H185ZM186 204V205H187ZM194 204H196L195 203V200H194ZM201 204V203H200ZM219 204H221L222 206L224 205V203L223 202H219ZM227 204V203H226ZM235 204V203H234ZM37 205V204H36ZM56 205V204H55ZM59 205V204H58ZM61 205V204H60ZM71 205V204H70ZM79 205V204H78ZM84 205V204H83ZM92 205V204H91ZM101 205V204H100ZM117 205H118V203H117ZM119 205H121L122 206V202H121V204L119 203ZM134 205V204H133ZM135 205V206H136ZM171 205V204H170ZM201 205H204V204H201ZM206 205V204H205ZM230 205H231V203H230ZM1 206H3V205H1ZM5 206V205H4ZM7 206H8V204H7ZM14 206V205H13ZM72 206V205H71ZM80 206V205H79ZM88 206V205H87ZM99 206V205H98ZM97 206V207H98ZM120 206V208H122V207H124V206H122L121 207ZM140 206L138 207L137 206V209L138 208H140ZM146 206V205H145ZM172 206V205H171ZM189 206V205H188ZM191 206V205H190ZM194 206V205H193ZM238 206V205H237ZM15 207V206H14ZM14 207H12V208H14ZM16 207H18V206H16ZM16 207H15V210H16ZM69 207V206H68ZM91 207V206H90ZM100 207V206H99ZM130 209H131V206L129 205L128 206ZM128 207H127V210H128ZM155 207V206H154ZM160 207V208H161ZM164 207V209L166 208L165 206H163ZM168 207H170L169 205H168ZM206 207V206H205ZM208 207H210L209 205H208ZM208 207H206V208H208ZM10 208H11V205H10ZM43 208H45V207H43ZM114 210H113V212L115 211V208L114 207H112ZM119 208V210H121ZM133 208V207H132ZM188 208H190V207H188ZM192 208V207H191ZM211 208V207H210ZM209 208V211L210 210H212V208L210 209ZM9 209V208H8ZM7 209V210H8ZM30 209H31V207H30ZM38 209V208H37ZM42 209V208H41ZM47 209V208H46ZM101 209H103V207H101ZM101 209H99V210H101ZM136 209V208H135ZM141 209V208H140ZM157 209V208H156ZM167 209V208H166ZM220 208H218L216 211H215V209L213 208V210L215 211V213L216 212H218V210H219ZM224 209V208H223ZM222 209V210H223ZM240 209V208H239ZM245 211H247V209H245V208H243ZM14 210V211H15ZM44 210V209H43ZM50 210H52L51 212H53L54 210L53 209H50ZM49 210V211H50ZM105 210V209H104ZM132 210V209H131ZM134 210V209H133ZM133 210H132V212H133ZM139 210V209H138ZM171 210V209H170ZM212 210V211H213ZM221 210V209H220ZM224 210H227V209H224ZM102 211V210H101ZM139 211H141L142 212V210H139ZM148 211V210H147ZM167 211V210H166ZM212 211H211V213H212ZM251 212V209L250 210H248L247 212ZM254 211V210H253ZM252 211V212H253ZM38 212V211H37ZM58 212V211H57ZM105 213H108L107 211H104ZM111 213V215H113L114 213ZM129 211H127V214H129L128 213ZM230 212H232L231 210H230ZM243 212L244 211H242V214H243ZM246 212V213H247ZM35 213V212H34ZM39 213V212H38ZM219 213V212H218ZM233 213V212H232ZM258 213V212H257ZM41 214V213H40ZM44 214H45V212H44ZM72 214V213H71ZM127 214H125V212H124V216L126 215L127 216ZM132 214H135V213H132ZM137 214V213H136ZM140 214V213H139ZM147 215H148V213H146ZM174 214V213H173ZM209 214V213H208ZM217 214V213H216ZM215 214V215H216ZM254 214H255V216L257 215L256 213H255V211H254ZM259 214V213H258ZM102 215V214H101ZM118 215V214H117ZM142 215V214H141ZM147 215H146V217L145 218H147L148 219V217H147ZM154 216H155V213L153 214ZM176 215V214H175ZM201 215H202V213H201ZM204 215V214H203ZM215 215H213V216H215ZM222 215V214H221ZM224 216H225V214H223ZM221 216V217H224V216ZM230 215H233L234 216V214H230ZM251 215V214H250ZM260 215H262V214H260ZM42 216V215H41ZM80 217H82L81 215H79ZM137 216V215H136ZM173 216V215H172ZM196 216V215H195ZM247 216V215H246ZM245 216V214H244V217L243 218H245V221L247 222V220L246 219H250L251 221H252V217H254V216H252L251 215V218H250V216H247V217H249V218H247ZM6 220H11L12 218L10 217V216H8L7 214H4V216H3ZM85 217V216H84ZM98 217H99V214H98ZM106 217V216H105ZM113 218H114V215L112 216ZM111 217V218H112ZM118 217V216H117ZM139 217H141L140 215H139ZM164 217V216H163ZM209 217L211 218L212 216H210L209 215ZM259 217V216H258ZM258 217H256V218H258ZM25 218H26V215H25ZM27 218H29L27 221H28V225L29 226H31V227H33L34 226V221L32 220V219H30L31 217H27ZM77 218V217H76ZM97 218V217H96ZM100 219H102V218H104V216H102V218L101 217H99ZM119 219H120V216L118 217ZM117 218V219H118ZM123 218V217H122ZM144 217L142 218V220L143 219H145ZM177 218V217H176ZM181 218V217H180ZM193 218H194V216H193ZM213 218V217H212ZM211 218V219H212ZM232 218H234V217H232ZM231 218V220H233ZM256 218L254 219L253 218V220H256ZM261 218V217H260ZM34 219V218H33ZM43 219V218H42ZM45 219V218H44ZM49 219V218H48ZM79 219V218H78ZM82 219V218H81ZM80 219V220H81ZM109 219H110V217H109ZM115 219H116V216H115ZM117 219L115 220V221H117ZM197 219V218H196ZM213 219H216V218H213ZM262 220H263V215H262V218H261ZM261 219H257L256 220V222L259 220H261ZM46 220H47V218H46ZM58 220V219H57ZM106 220H108V219H106ZM111 220H114V219H111ZM149 220V219H148ZM5 221V220H4ZM21 221V220H20ZM37 221V220H36ZM64 221V220H63ZM82 221V220H81ZM94 221V220H93ZM96 221V220H95ZM94 221V222H95ZM99 221L100 220H98L97 221V223H99ZM104 221H105V218H104ZM150 221H152V220H150ZM155 221H156V219H155ZM222 221V220H221ZM22 222V221H21ZM65 222V221H64ZM82 222H84V220L82 221ZM81 222V223H82ZM92 222V221H91ZM93 222V223H94ZM145 222H147V220L145 219ZM231 222V221H230ZM230 222H228V223H230ZM236 223H237V220L235 221ZM250 222V221H249ZM248 222V223H249ZM253 222L254 221H252V224H253ZM23 223V222H22ZM59 223V222H58ZM191 223H193V222H191ZM195 223H196V221H195ZM216 223V222H215ZM214 223V224H215ZM239 223V222H238ZM40 224V223H39ZM85 224V223H84ZM117 224V223H116ZM133 224V223H132ZM194 224V223H193ZM192 224V225H193ZM219 224H221V223H219ZM219 224H218V226H219ZM231 224H232V222H231ZM230 224V225H231ZM239 224H241V223H239ZM238 224V225H239ZM247 224V223H246ZM246 224H244L245 225V227H246ZM250 224H251V222H250ZM9 225V224H8ZM7 225V226H8ZM41 225H42V222H41ZM50 226H51V223L49 224ZM92 227H93V225H92V223L90 224ZM95 225V224H94ZM130 225H131V223H130ZM135 225V224H134ZM222 225V224H221ZM229 225V226H230ZM236 226L237 228L239 227V226ZM244 225L239 229V232H240V230H241V232H242V230H244L245 229V227H244ZM14 226V225H13ZM37 227H38V225H36ZM50 226H48L49 228H50ZM85 226V225H84ZM90 226V227H91ZM117 226V225H116ZM137 226V225H136ZM168 226V225H167ZM214 226V228L216 227L215 225H213ZM218 226L216 227L218 230H223L224 231V229L223 228H218ZM223 226V225H222ZM251 227L253 226V225H250ZM10 227V226H9ZM43 227H45V225H43ZM47 227V226H46ZM44 228V229H47V228ZM118 227H119V225H118ZM169 227V226H168ZM195 227V226H194ZM244 227V228H243ZM248 227V226H247ZM12 229L14 228V227H11ZM49 228H48V230H49ZM59 228V227H58ZM82 228V227H81ZM96 228H98V227H96ZM120 228V227H119ZM128 228H131L130 226H128ZM203 228V227H202ZM237 228H235L236 230H237ZM243 228V229H242ZM263 228H264V226H263ZM3 228H1V230H2ZM5 229H7V228H5ZM24 229V228H23ZM51 229H52V226H51ZM73 229H75V228H73ZM198 229V228H197ZM204 229V228H203ZM248 228H246V230H247ZM8 230H9V228H8ZM25 230V229H24ZM39 230H40V225H39ZM96 230V229H95ZM98 230V229H97ZM124 230V229H123ZM226 230V229H225ZM236 230H234V232L236 233ZM14 231H15V234H16V238L14 239V240H12V237H11V239H10V236H8L7 237V239L9 238L10 240H9V242H11L12 243V245H15V247H19V246H21V245H23L25 242H26V240L28 239V235H27V233L25 232V231H23V230H21V229H14ZM40 231H42V229L40 230ZM217 231V230H216ZM216 231H215V233H216ZM1 232V231H0ZM44 232H47V231H42V233H44ZM197 232H198V230H197ZM196 232V233H197ZM214 232V231H213ZM9 233V232H8ZM7 233V234H8ZM32 233V232H31ZM35 233H37L36 231H35ZM39 233V232H38ZM41 233V232H40ZM41 233V234H42ZM81 233V232H80ZM85 233V232H84ZM201 233V232H200ZM200 233H198V235L200 234ZM203 233V232H202ZM202 233H201V235H202ZM219 233V232H218ZM223 233V232H222ZM232 234H234L233 233V230H232V232H231ZM40 234V235H41ZM83 234V233H82ZM127 234V233H126ZM129 234V233H128ZM131 234H133V233H131ZM149 234V233H148ZM179 234H180V232H179ZM225 234H227V233H225ZM224 234V235H225ZM239 235H240V237L242 236L241 234L242 233H238ZM33 235H34V233H33ZM50 235V234H49ZM48 235V236H49ZM78 235V234H77ZM110 235V234H109ZM125 234H123L122 236H123V238L125 239V237L126 236H124ZM145 235V234H144ZM181 235H182V237H183V235H185L184 237H183V239L186 237V234L184 233H181ZM207 235V234H206ZM205 235V236H206ZM253 231L251 232V234L249 235V236H251V238H253ZM75 236V235H74ZM132 236V235H131ZM174 236V235H173ZM204 236V235H203ZM204 236V237H205ZM237 236V235H236ZM0 237H2L3 238V236L1 235ZM112 237V236H111ZM119 237V236H118ZM175 237H176V235H175ZM174 237V238H175ZM178 237L179 238H181V236H179L178 235ZM177 237V238H178ZM219 237H220V235H219ZM33 238V237H32ZM35 238H38L37 236H35ZM45 238V237H44ZM109 238V237H108ZM129 238V237H128ZM151 238H153L152 236L150 237V240H151ZM209 238V237H208ZM238 238V237H237ZM255 238H257V240H262V237H261V239H258V237L257 236H255ZM38 239H40L41 240V242H42V239L41 238H38ZM51 239V238H50ZM101 239V238H100ZM112 239V238H111ZM122 239V238H121ZM222 239H224V241H225V238H222ZM227 239V238H226ZM242 239V238H241ZM245 239H246V237H245ZM73 240V239H72ZM127 240V239H126ZM134 240H136V239H134ZM181 240H182V238H181ZM221 240V239H220ZM220 240H218V239H216V242H219L220 243ZM229 240H230V238H229ZM237 240V239H236ZM247 240V239H246ZM252 240V239H251ZM46 241H47V239H46ZM110 241V240H109ZM128 241V240H127ZM155 241V240H154ZM186 238H185V244H186ZM231 241H234V240H231ZM249 241V240H248ZM247 241V242H248ZM255 241V240H254ZM1 242H2V240H1ZM7 242H8V240H7ZM8 242V243H9ZM33 242V241H32ZM50 242V241H49ZM108 242V241H107ZM126 242V241H125ZM129 242H131V240H129ZM163 242V241H162ZM191 242V241H190ZM228 242H230V241H228ZM250 242V241H249ZM38 243V242H37ZM132 243V242H131ZM139 243V242H138ZM189 243V242H188ZM187 243V244H188ZM192 243V242H191ZM190 243V244H191ZM253 243H255V242H252V244ZM36 244V243H35ZM34 244V245H35ZM40 244V243H39ZM107 244V243H106ZM144 244V243H143ZM184 244V245H185ZM203 244V243H202ZM222 244H223V242H222ZM225 244H226V242H225ZM260 244H262V243H260ZM32 245V244H31ZM130 245V244H129ZM141 245L142 244H140L139 246L141 247ZM213 245H215V244H213ZM219 245V244H218ZM218 245H216V246H218ZM231 245V244H230ZM258 245V244H257ZM257 245L256 246H254V247H252L253 249L254 248H256L257 247ZM10 246H11V244H10ZM38 246V245H37ZM78 246V245H77ZM80 246V245H79ZM145 246V245H144ZM188 246H190L189 244H188ZM226 246H227V244H226ZM236 246V245H235ZM237 246H238V244H237ZM260 246V245H259ZM1 247H2V245H1ZM12 248H13V246H11ZM99 247V246H98ZM105 247V246H104ZM116 246H114V248H115ZM120 247V246H119ZM118 246H117V248H119ZM131 247V246H130ZM159 247H161V244L159 245ZM166 247V246H165ZM190 247H193L192 245L190 246ZM189 247V248H190ZM260 247H262V246H260ZM3 248V247H2ZM29 248H31V247H29ZM45 248V247H44ZM48 248V247H47ZM108 248V247H107ZM106 248V249H107ZM123 248V247H122ZM121 248V249H122ZM132 248V247H131ZM138 248V247H137ZM136 248V249H137ZM145 247H143V249H144ZM188 248V247H187ZM232 248V247H231ZM243 248V247H242ZM241 247H240V249H242ZM259 248V247H258ZM263 248V247H262ZM9 249V248H8ZM16 249H18V248H16ZM20 250H22L21 248H19ZM19 249H18V251H19ZM49 249V248H48ZM47 249V250H48ZM64 249V248H63ZM97 249V248H96ZM109 249V248H108ZM133 249V248H132ZM139 249V248H138ZM157 249H158V247H157ZM160 249V248H159ZM164 249V248H163ZM168 249V248H167ZM213 249V248H212ZM237 249H239V248H237ZM13 250V249H12ZM32 250V249H31ZM34 250V249H33ZM59 250V249H58ZM67 250V249H66ZM102 250V249H101ZM99 251V252H102V251ZM208 250H211L210 248L208 249ZM227 250V249H226ZM230 250V249H229ZM257 250H259V249H257ZM256 250V251H257ZM15 251V250H14ZM17 251V250H16ZM28 251V250H27ZM30 251V250H29ZM45 251V250H44ZM44 251H43V253H44ZM54 251V250H53ZM52 251V252H53ZM57 251V250H56ZM55 251V252H56ZM92 251V250H91ZM98 251H96L95 253H97ZM105 250L103 249V252H104ZM125 251V250H124ZM196 251V250H195ZM205 251V250H204ZM232 251L233 252H231L230 254H232V255H235V251H234V249L232 248ZM237 251V250H236ZM243 251V253H244V250H242ZM241 251V252H242ZM254 251L255 250H253V253H254ZM52 252L50 251L49 253H51L52 254ZM54 252V253H55ZM92 252H94V251H92ZM110 253H113V252H111V251H109ZM119 252H121V251H119ZM130 252H132V250L130 251ZM137 252H138V250H137ZM212 252H213V250H212ZM216 252V251H215ZM245 252H246V250H245ZM258 252V251H257ZM257 252H256V254H257ZM28 253V252H27ZM46 254H49V253H47V252H45ZM44 253V254H45ZM58 252H56V254H57ZM64 253V252H63ZM62 253V255H64ZM109 253V254H110ZM116 254L118 253V252H115ZM124 253V252H123ZM143 253V252H142ZM169 253V252H168ZM198 253V252H197ZM219 253V252H218ZM217 253V254H218ZM237 253V252H236ZM240 253V252H239ZM3 253H1L0 255V257H7V256H5V255H2ZM7 254V253H6ZM9 254V253H8ZM29 254V253H28ZM27 254V255H28ZM104 254V253H103ZM115 254V255H116ZM126 254H128V253H126ZM131 254V253H130ZM151 254V253H150ZM171 254H173V253H171ZM199 254H200V252H199ZM216 254V255H217ZM224 254H225V252H224ZM223 254V255H224ZM246 254H247V252H246ZM248 254H251L250 252L248 253ZM247 254V255H248ZM61 255V253L59 254V256ZM82 255V254H81ZM80 255V256H81ZM94 255V254H93ZM112 255H114V254H111V256ZM132 255V254H131ZM131 255H129L128 254V257H129V259L128 260H130V256ZM139 255H141L140 253H139ZM145 255V254H144ZM182 255V254H181ZM184 255V254H183ZM258 255V254H257ZM260 255V254H259ZM264 255V254H263ZM23 256V255H22ZM83 256H84V254H83ZM99 256H101V255H99ZM127 256V255H126ZM142 256V255H141ZM154 256V255H153ZM156 256H157V254H156ZM199 256V255H198ZM197 256V257H198ZM225 256V255H224ZM242 256H245V253L244 254H242ZM251 256H252V254H251ZM251 256H249V257H251ZM254 256V255H253ZM95 257H97L98 258V256H96L95 255ZM113 257V256H112ZM155 257V256H154ZM234 258V256H231V258ZM240 257H241V253H240ZM8 258H10L9 256H8ZM27 258V257H26ZM41 258H44V257H41ZM46 258V257H45ZM45 258H44V260H45ZM55 258V257H54ZM64 258V257H63ZM62 258V259H63ZM109 258L111 259V257L109 256ZM122 258H123V256H122ZM133 258V259H132ZM245 258V257H244ZM243 258V259H244ZM248 258V257H247ZM50 259H51V257H50ZM102 259V258H101ZM100 259V260H101ZM119 259V258H118ZM120 259H121V257H120ZM127 259V258H126ZM131 259H132V262H134L133 260H134V256H131ZM136 259H138V258H136ZM157 259V258H156ZM216 259V258H215ZM227 259V258H226ZM228 259H229V256H228ZM236 258H234V260H235ZM249 259V258H248ZM246 260V261H249V260ZM31 260V259H30ZM54 260V259H53ZM60 260V259H59ZM64 260V259H63ZM162 260V259H161ZM174 260V259H173ZM197 260H199L198 258H197ZM211 260V259H210ZM222 260H223V258H222ZM238 260H240V259H238ZM245 260V259H244ZM8 261H10L9 259H8ZM35 261V260H34ZM43 261V260H42ZM57 261V260H56ZM61 261V260H60ZM84 261V260H83ZM83 261H81V262H83ZM87 261H88V259H87ZM90 261V260H89ZM104 261H105V259H104ZM103 260H102V264H103V262H104ZM107 261V260H106ZM142 261V260H141ZM150 261H151V259H150ZM181 261V260H180ZM233 261V260H232ZM12 262V261H11ZM100 262V261H99ZM98 262V263H99ZM114 262V261H113ZM148 262V261H147ZM154 262V261H153ZM152 262V263H153ZM173 262V261H172ZM178 262V261H177ZM201 262H202V260H201ZM226 262H228L227 260H226ZM225 262V263H226ZM240 263H241V260L239 261ZM243 262V261H242ZM260 262V261H259ZM259 262H254V263H258L259 264ZM15 263V262H14ZM13 263V264H14ZM49 263H51V261L49 262ZM66 263V261H64V264ZM84 263V262H83ZM90 263V262H89ZM89 263H87V264H89ZM94 263V262H93ZM101 263V262H100ZM109 263H111V262H109ZM179 263V262H178ZM177 263V264H178ZM184 263V262H183ZM212 263V262H211ZM229 263H230V260H229ZM228 263V264H229ZM234 263V262H233ZM246 263V262H245ZM260 263H262V261L260 262ZM8 264V263H7ZM67 264V263H66ZM85 264V263H84ZM97 264V263H96ZM133 264V263H132ZM135 264H136V262H135ZM143 264V263H142ZM148 264V263H147ZM150 264V263H149ZM210 264V263H209ZM232 264V263H231ZM242 264V263H241ZM247 264V263H246Z\"/></svg>",
    "mask_w": 264,
    "mask_h": 264
}]
</instances>
